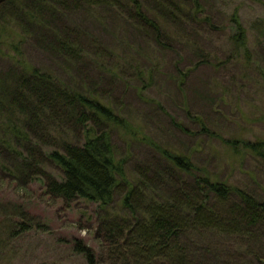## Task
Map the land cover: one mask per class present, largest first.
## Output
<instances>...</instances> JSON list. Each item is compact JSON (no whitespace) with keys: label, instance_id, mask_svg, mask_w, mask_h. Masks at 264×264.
Here are the masks:
<instances>
[{"label":"trees","instance_id":"trees-1","mask_svg":"<svg viewBox=\"0 0 264 264\" xmlns=\"http://www.w3.org/2000/svg\"><path fill=\"white\" fill-rule=\"evenodd\" d=\"M209 1L0 0V57L9 64L0 70V176L7 172L23 187L42 178L47 195L67 208L79 202L97 206V245L75 237L71 241L81 264H211L202 257L213 253L206 233L237 245L221 264H242L245 259L263 264L264 245L255 253L252 243L264 236V199L153 141L158 154L136 167L138 178L128 175L112 134L136 133L126 117L97 97L90 83L93 64L97 79L115 81L121 63L111 64L112 51L74 21L80 13L96 20L106 13L113 24L123 22L163 48L172 39L167 24L198 33L202 22L217 29L206 15ZM239 19L238 12L231 17L236 31L229 37L233 50L227 62L245 58L250 63L247 31ZM179 34L176 41L187 39ZM262 39L264 53V33ZM27 47L68 67L69 72L64 70L81 81L34 65ZM193 56L210 61L196 45ZM216 59L217 65L225 63ZM130 69L140 81L148 80L146 71ZM259 73L264 79L263 68ZM187 75H179L180 86ZM227 143L237 153L264 160V140ZM27 220L29 225L20 223L18 236L33 228Z\"/></svg>","mask_w":264,"mask_h":264},{"label":"rangeland","instance_id":"rangeland-1","mask_svg":"<svg viewBox=\"0 0 264 264\" xmlns=\"http://www.w3.org/2000/svg\"><path fill=\"white\" fill-rule=\"evenodd\" d=\"M205 11L217 29L206 22L200 23L203 31L199 33L187 26L167 24L172 39L163 48L123 22L113 24L106 13L107 17L97 20L80 13L74 21L112 51L111 64L121 63L122 71L115 81L97 79V66L93 64L90 83L97 97L126 117L136 133L131 136L128 131L117 130L112 134L116 153L126 160L132 179L139 176L136 167L158 154L150 143L153 141L187 155L213 176L264 199V160L249 152L237 153L227 143L235 139L264 140V79L259 73L264 69V0H210ZM235 12L247 31L250 63L245 58L227 62L233 50L229 37L235 30L231 23ZM177 34L187 39L176 41ZM194 44L209 54L208 63L193 56ZM26 52L34 65L62 77L68 75L76 83L81 81L78 74L68 73V67L61 68L47 54L32 47ZM216 57L225 63L217 65ZM7 64L0 57V70ZM130 67L146 71L148 80L140 81ZM182 71L188 75L180 86ZM96 209V205L85 202L67 208L47 195L42 178L23 187L5 172L0 176V264H81L83 260L73 252L71 241L75 237L97 245ZM27 219L33 228L18 236L20 223L29 225ZM206 235L204 239L213 251L202 256L207 263L221 264L227 251L237 246L213 233ZM263 245L264 236L260 243H252V250L257 253ZM242 264L256 263L245 259Z\"/></svg>","mask_w":264,"mask_h":264}]
</instances>
